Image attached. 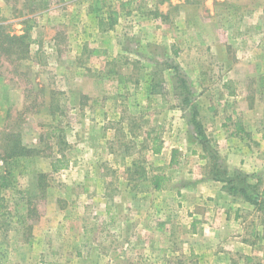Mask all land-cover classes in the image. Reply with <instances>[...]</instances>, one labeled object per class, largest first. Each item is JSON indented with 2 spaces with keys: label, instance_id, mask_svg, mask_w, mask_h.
Instances as JSON below:
<instances>
[{
  "label": "rangeland",
  "instance_id": "374dc122",
  "mask_svg": "<svg viewBox=\"0 0 264 264\" xmlns=\"http://www.w3.org/2000/svg\"><path fill=\"white\" fill-rule=\"evenodd\" d=\"M0 176V264H264V0H0Z\"/></svg>",
  "mask_w": 264,
  "mask_h": 264
},
{
  "label": "trees",
  "instance_id": "16d2710c",
  "mask_svg": "<svg viewBox=\"0 0 264 264\" xmlns=\"http://www.w3.org/2000/svg\"><path fill=\"white\" fill-rule=\"evenodd\" d=\"M7 37H9V39H12L13 41H18L20 39L21 46L24 48H27V50H28L29 45L25 41L26 36L13 35L11 38H10V36H7ZM27 38H28V40H30L29 37H27ZM180 81L181 82L184 81L183 77H180ZM183 101L186 104L191 103V99L189 98L188 95H186L184 97ZM195 110L196 109L193 106V115L191 117V122L194 124L196 130L198 131L199 136L201 138H205L203 126L198 121L197 112ZM238 127H239V129H242V125L240 124V122L238 123ZM17 148H20L19 149L20 151H16L15 155H24L25 153L29 152L24 147H17ZM160 151H161L160 145H153V152L154 153H160ZM174 152H176V151H174ZM67 166H68L67 161L65 162L62 159H56L55 161L52 162V171L57 172L61 169L67 168ZM217 167H220V166H217ZM5 178H6L5 176H0V180H1L0 184L2 187H7V185H8L6 183ZM213 178L215 180L226 182L228 184V188H229L230 193L239 195V196L243 197L244 199L250 201L253 204H258L260 202L259 196L256 194V192L254 191L252 186L250 184H248L247 181H245L246 177L242 172L236 171V173H234L231 176L227 173L226 170L217 168L215 170ZM166 180H167V178L165 175H158V174L154 175L153 179H152L153 187L155 189H158V190L162 189L163 184L165 183Z\"/></svg>",
  "mask_w": 264,
  "mask_h": 264
}]
</instances>
